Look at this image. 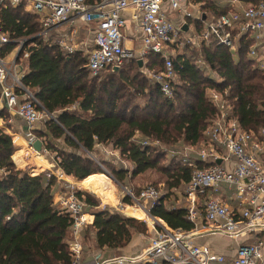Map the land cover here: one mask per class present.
<instances>
[{
	"label": "trees",
	"instance_id": "obj_1",
	"mask_svg": "<svg viewBox=\"0 0 264 264\" xmlns=\"http://www.w3.org/2000/svg\"><path fill=\"white\" fill-rule=\"evenodd\" d=\"M190 1L199 4L202 13L200 19L188 18L197 32L204 21L234 7L227 0H205V4L203 0ZM24 4L21 1L12 6L7 2L0 9V26L10 39L0 55L15 49L13 40L27 39L20 53L27 54L22 82L38 100L37 108L54 117L38 121L31 134L52 153L55 165L65 176L79 181V186L99 194L107 189L105 181H99L104 178L90 175L104 173L105 168L124 186L129 179L160 168L166 174L165 191L150 214L173 229L201 226L208 194L200 196L196 222L189 218L185 206H176L177 191L189 183L194 168L178 155L170 156L169 150L209 143L206 130L217 114L207 97L210 90L224 95L231 116L243 130L256 132L264 125V70L248 55L252 40L243 36L235 49L213 39L199 48L177 50L171 55L175 76L171 80L173 96L168 98L144 76L135 58L125 59L117 70L109 67L92 76L85 54L79 50L67 54L52 40L44 41L38 35L39 17ZM199 59L203 63H198ZM148 65L160 70L163 59L150 53ZM6 111L1 109L0 115L7 118ZM0 128V264H72L73 217L53 201L56 190L60 188L61 194L68 191L67 184L59 183L47 171L29 174L17 166L12 154L14 144L13 158L20 152L22 141L1 120ZM7 133H11L14 144ZM50 137L61 140L64 146H57ZM96 145L109 146L119 158L115 154L109 161L96 157ZM161 160H165L162 165ZM193 161L197 168L208 164L198 158ZM142 187L132 191L138 194ZM75 190L85 211L93 215L92 222L80 230L82 244L92 242L97 249L121 250L133 235L147 234L144 221L107 205L101 208L100 199L88 190ZM123 202L131 203L127 196Z\"/></svg>",
	"mask_w": 264,
	"mask_h": 264
},
{
	"label": "built area",
	"instance_id": "obj_2",
	"mask_svg": "<svg viewBox=\"0 0 264 264\" xmlns=\"http://www.w3.org/2000/svg\"><path fill=\"white\" fill-rule=\"evenodd\" d=\"M24 1L27 11L37 14L41 22L38 33L44 41L52 40L67 53L79 50L87 56L90 74L96 76L109 67H119L125 59L140 60L144 76L159 86L164 96L172 98L171 80L174 78L171 55L189 46L199 48L202 43L215 39L219 44L235 49L243 36L252 40L248 55L257 68L264 70V0H227L233 9L203 22L196 31L188 18L202 17L200 6L190 0H0V9L10 3L16 6ZM191 10V11H190ZM180 20H173L174 15ZM128 21L134 32H140L130 45L125 32ZM94 22L96 28L92 46L79 47L75 42L73 25ZM187 25V29H182ZM62 31H59L61 30ZM15 49L0 55V100L8 111L15 113L27 126V133L47 115L37 107L40 104L23 84V64L27 54H18L27 39L13 40ZM10 39L0 26V50ZM82 45V44H81ZM155 53L163 59L156 70L148 65V55ZM198 63H203L202 59ZM217 114L206 130L208 144L200 147L184 145L169 150L184 164L194 168L191 179L183 188L189 218L196 222L197 203L204 193V221L192 230L173 229L160 218L150 214L160 196L152 185L143 186L138 194L126 189V196L141 212L140 221L147 223L152 235L145 247L135 254H120L104 259L83 262L80 230L89 223L90 216L84 202L76 195L75 187L67 184L68 191L58 199L60 209L73 217L70 251L72 264H264V125L258 131L243 130L231 116L223 94L210 90L207 94ZM154 144H159L153 141ZM147 144V142H144ZM117 152H110V155ZM193 157L208 164L195 166ZM61 179V177H58ZM233 203V204H232ZM205 236L225 239L233 245L227 253L214 251L210 244L199 242Z\"/></svg>",
	"mask_w": 264,
	"mask_h": 264
},
{
	"label": "crops",
	"instance_id": "obj_3",
	"mask_svg": "<svg viewBox=\"0 0 264 264\" xmlns=\"http://www.w3.org/2000/svg\"><path fill=\"white\" fill-rule=\"evenodd\" d=\"M127 25L128 26H127V29L125 32L126 44L130 45L135 40H137L136 38H138L140 36V32H134L133 24L131 22L128 21ZM95 28H96V25L94 22H89V23L78 22V23L73 25L72 29L75 30V42L82 44V45L79 44L78 45L79 47H83V45H85L87 47L92 46V39H93ZM59 31H62V29ZM24 69H26V68L24 67ZM1 109H6L4 106L3 100H0V110ZM6 114H7L6 120H3L1 117H0V120L5 124V127L10 132H13L17 136V138L20 139V141H22V144H23L22 147H20V152H18L14 156V159L12 156V159L17 166H20L21 168H27L30 171V172L28 171L29 174H36V173H39L42 171H47V172L53 174L54 176H56L59 183H62L64 185L65 184H72L76 189L90 190V192L92 191L90 188L88 189L87 187H84L82 184H81V186H79L78 185L79 181H74L70 177L65 176L63 174V172L61 171V169L58 168L55 165V163L53 162L51 152H46L44 149H42L41 152L35 151L32 148L31 143L36 138L28 135L27 126H26L25 122L23 120H21L12 111L7 110ZM37 127L41 128V125L38 123ZM7 134L10 135L11 133H7ZM10 137L12 138V135H10ZM50 140L54 144H56L57 146H61V147L64 146L63 142L61 140H55V139H52L51 137H50ZM200 146H201V144L198 145V147H200ZM15 149H17L16 146H15ZM96 152H97V155L99 156L100 159L109 161V159H110L109 156H110V152H111V148L109 146L96 145ZM97 155H96V157H97ZM193 159H197V158L193 157ZM261 159L264 160V152L261 154ZM92 176H102L103 178L106 179V177L104 176L103 173H96V174L90 175V177H92ZM58 177H61V179H59ZM102 180L103 179H99V181H102ZM60 195H61V191L59 188L54 193L53 201L55 203H58V199H59ZM100 198H102V197H99V199ZM107 204H108L107 201H103L101 199V208L106 206ZM109 204H114V205H110V206L117 211H119V209L122 210L121 212H124V213H126V215L131 216L135 219H139V217L141 215L140 211H137L138 214H133L132 212L135 211L134 209H136V207L128 206V204H125V202H121V204H124V205L128 206L129 208H132L133 209L132 211L131 210L126 211V210L121 209L119 206H117V203H109ZM88 215L90 216V218H89V224H90L93 220V215H91L89 213H88ZM150 235H152L150 229H148L147 234L145 236H143L141 234L133 235L130 243L124 249H121V250H112V249H107V248L97 249L92 244V242H90V244H88V245L81 243L82 244L81 260L83 262H86V261H90L92 259H104L106 257L116 256V255H120V254H126V255L135 254V253L139 252L140 250H142V248L146 245V239ZM199 242L208 243V244H210L211 248L214 251L219 252V253H224V254L229 253L233 248V245L231 243L227 242L225 239H221L218 237L205 236V237H202L201 239H199Z\"/></svg>",
	"mask_w": 264,
	"mask_h": 264
},
{
	"label": "rangeland",
	"instance_id": "obj_4",
	"mask_svg": "<svg viewBox=\"0 0 264 264\" xmlns=\"http://www.w3.org/2000/svg\"><path fill=\"white\" fill-rule=\"evenodd\" d=\"M202 2H204L205 4V0H203ZM193 3V2H192ZM195 4V3H193ZM196 7V6H195ZM192 9V10H199L200 6H197V8ZM191 11V10H190ZM200 11V10H199ZM173 20L175 21H179L180 20V16L179 15H174L173 16ZM23 64V62L21 63ZM0 117L3 119V120H6L5 117H3L2 115H0ZM1 129V128H0ZM13 141V139H12ZM13 144H14V141H13ZM163 147V145H162ZM14 148H15V144H14ZM16 151V149H14V152ZM13 152V154H14ZM12 154V156H13ZM17 154V153H16ZM15 154V155H16ZM14 155V156H15ZM97 157H99L97 155ZM14 159V158H13ZM165 160H161L160 161V165L164 164ZM124 165L127 167V168H131V165L129 163H124ZM20 167V166H19ZM24 169L26 172H28L29 170L27 168H22ZM110 169L108 168H105L104 169V176L106 177V179L104 178L103 180L105 181V185L106 186V190L104 191L105 193H95L93 190V192L90 190H88L92 195L96 196V197H102L100 198V203H99V207H101V199L103 201H107L108 204L107 206L108 207H111L110 205H114V204H109V203H117V206H119L121 209L123 210H126L128 211V209H126L124 206V204H121V202H123V198L124 196H126V192L125 190L126 189H129V190H132V189H138L139 187H142V186H146V185H152L154 187H156V189L159 191V193L162 195V193L165 191V182H166V174L162 171V169L159 168V170L157 168L155 169H150L148 170L147 172H145L142 176H138V177H134V178H131L127 181V184L124 186L122 184H120L119 182H116L114 181L113 179V176L110 174ZM30 172V171H29ZM28 172V173H29ZM102 180V181H103ZM110 180V181H109ZM89 189V188H88ZM91 189V188H90ZM99 195V196H98ZM177 196L178 198L175 200V204L176 206H185L187 204V200H185L184 196H183V190H178L177 191ZM117 199V200H116ZM173 199V198H172ZM125 204H128V203H125ZM128 206H133L132 203H129ZM112 208V207H111ZM114 209V208H113ZM130 210V208H129ZM138 210V209H137ZM122 210L119 209V212H121ZM123 214L126 215V213L124 212H121ZM133 214H138L137 211L135 210L134 212H132ZM140 221V220H139ZM148 222H146V225H147ZM148 228V227H147ZM145 236V234L143 235ZM219 244V243H218ZM221 244V243H220ZM145 247V246H144ZM143 247V248H144ZM142 248V249H143ZM141 251V250H140ZM138 253V252H137Z\"/></svg>",
	"mask_w": 264,
	"mask_h": 264
},
{
	"label": "water",
	"instance_id": "obj_5",
	"mask_svg": "<svg viewBox=\"0 0 264 264\" xmlns=\"http://www.w3.org/2000/svg\"><path fill=\"white\" fill-rule=\"evenodd\" d=\"M182 29L185 31V30L187 29V25H183V26H182ZM25 42H26V41H25ZM21 51H22V47L20 48L18 54H20ZM137 62H138V65L141 64V61H140V60H138ZM113 69H114V70H117V67H114ZM31 146H32V148H33L35 151H37V152H41L42 149H43V143L41 142L40 139H35V140L31 143ZM113 180H114V179H113ZM114 181H115V180H114Z\"/></svg>",
	"mask_w": 264,
	"mask_h": 264
},
{
	"label": "bare ground",
	"instance_id": "obj_6",
	"mask_svg": "<svg viewBox=\"0 0 264 264\" xmlns=\"http://www.w3.org/2000/svg\"><path fill=\"white\" fill-rule=\"evenodd\" d=\"M126 209H128L129 210V207L128 206H124ZM130 210L132 211L133 209L132 208H130ZM134 210H136V211H139V210H137V209H134ZM141 213V212H140Z\"/></svg>",
	"mask_w": 264,
	"mask_h": 264
}]
</instances>
